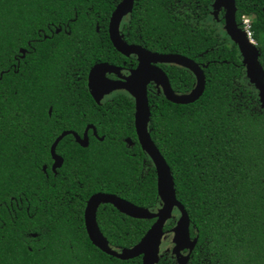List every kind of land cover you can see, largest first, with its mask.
<instances>
[{
    "label": "trees",
    "instance_id": "trees-1",
    "mask_svg": "<svg viewBox=\"0 0 264 264\" xmlns=\"http://www.w3.org/2000/svg\"><path fill=\"white\" fill-rule=\"evenodd\" d=\"M180 1L179 15L172 0H136L134 12L140 33L160 42L159 51L208 65L206 90L193 104L176 105L149 92V132L189 214L191 239H198L187 264H264V108L236 43L225 30L202 22L210 19L212 0ZM86 3L0 0V264H142V257L122 261L103 253L84 223L86 203L98 192L150 210L161 206L155 166L137 139L134 100L118 96L95 114L88 95L81 107L70 105L65 93L48 113L71 40L62 34L40 42L37 30L57 24L60 16L52 12L80 10ZM236 6L238 24L243 16L252 19L264 68V0H236ZM20 49L28 50L24 59ZM166 71L176 93L195 87L189 71ZM78 122H100L105 139L92 138L83 148L66 137L57 148L64 164L53 173L52 142H45L49 128L57 136ZM97 220L119 251L138 244L155 222L131 218L110 204L99 209ZM174 226L167 223L166 236ZM161 253L158 264H178Z\"/></svg>",
    "mask_w": 264,
    "mask_h": 264
},
{
    "label": "water",
    "instance_id": "water-1",
    "mask_svg": "<svg viewBox=\"0 0 264 264\" xmlns=\"http://www.w3.org/2000/svg\"><path fill=\"white\" fill-rule=\"evenodd\" d=\"M135 0H123L113 12L110 20V38L114 47L121 53L129 55L135 53L139 56V66L132 72L127 80L122 82H110L105 80L106 65L96 66L89 76V88L96 101H100L101 96L110 91L124 89L128 91L135 101L134 125L138 142L142 150L152 160L157 173V190L161 201V206L156 210L137 206L132 202L121 198L115 194L98 192L92 195L86 203L84 211V223L90 241L103 253L120 259L122 261L142 257V264H158L161 257L162 243L166 239L165 226L173 217L174 211L180 213V217L172 228V242L174 253L178 264H187L190 253L195 249L198 239H191L190 217L184 205L177 199L174 178L167 161L152 140L149 132L151 109L149 104L150 83H156L163 91L165 98L176 105H188L198 101L206 90V76L204 69L208 65H200L194 60L176 53L157 54L145 50L139 46H129L120 35V25L124 16L131 12ZM223 8L224 30L231 40L238 46L243 66L245 67L247 78L258 91L259 101L264 108V68L260 63V50L258 46L249 43L244 32L239 27L236 20L237 6L236 0H214L213 10ZM215 10V11H216ZM217 12V11H216ZM24 53V50H22ZM156 63L175 64L191 71L195 78V87L188 93L178 94L171 86L167 74ZM104 85L102 91L98 92L100 84ZM87 127L84 138H80L72 131L63 132L53 143L51 154L53 157L52 169L57 172L64 164V158L56 153V149L61 140L69 134L75 135L77 141L83 148L89 146ZM96 134V131H95ZM130 147L133 141L128 140ZM46 169V167H44ZM103 204H110L119 212L140 220H155L150 229L146 232L141 241L130 249L111 248L107 238L102 233L98 220V209ZM170 232V233H171ZM181 251H188L185 256H181Z\"/></svg>",
    "mask_w": 264,
    "mask_h": 264
},
{
    "label": "flooded vegetation",
    "instance_id": "flooded-vegetation-1",
    "mask_svg": "<svg viewBox=\"0 0 264 264\" xmlns=\"http://www.w3.org/2000/svg\"><path fill=\"white\" fill-rule=\"evenodd\" d=\"M87 3L82 6V9L75 10L68 12L66 11H55L52 14L60 16L57 20V24L54 22H50L46 25V27H39L37 30V41H56L59 39L58 36L70 39V43L66 47L65 54L68 55L67 58L64 59V66L61 68V84L55 86L53 89L55 98H51L50 101L52 105L48 109V113L50 117L54 111V104L60 106L59 97L62 94H67L69 99L70 105H77V106H84V103L87 101L85 95L91 98V107L92 111L95 110V114L101 113V109L103 106L108 108L112 105L115 99L118 96H129L134 100L133 96L126 90H114L110 91L109 93L104 94L101 96L100 101H96L94 96L91 93L89 88V76L92 69L96 66L106 65L105 69V80L110 82H122L127 80L132 74V72L139 66V56L135 53H131L129 55L123 54L119 52L113 45L111 38H110V20L113 12L116 10L117 6L123 0H86ZM172 6L178 9H174L175 15H179L181 10L183 12L184 6L181 4L180 0H172ZM213 3L210 5V10L208 11L210 19L213 20ZM136 7V0L134 1V6L126 16L122 19L119 31L121 38L124 42H126L129 46H139L144 48L145 50L157 53V54H170L164 53L157 49L160 45V42H150L148 41L146 36H143L140 33V27L137 25V18L135 14L138 12H134ZM146 10L143 11V14H146ZM148 13V12H147ZM219 24L222 23V20L225 16V10L223 8L219 11ZM199 17H196V20ZM209 18H202V22H209ZM186 22L188 23V18H185ZM195 22V19H193ZM224 26V23L221 24ZM224 29V28H223ZM61 37V38H62ZM24 50V53L22 52ZM21 52V59H24L28 53L26 49H20ZM156 66L161 68L166 74V68L168 66L176 67L178 70L185 69L181 66L175 64H164V63H156ZM203 65V64H200ZM193 76L194 74L189 71ZM168 76V74H167ZM169 77V76H168ZM195 77V76H194ZM100 84L97 85L98 92L102 91L104 85H102L101 78ZM149 92H152L156 95L163 94V91L160 87L156 85V83H150L148 85ZM58 95V96H57ZM88 98V101H89ZM135 102V101H134ZM84 112H82L83 114ZM69 125V128L62 130L60 133L49 134L48 138L45 139V142L51 141L50 146V159L52 161L50 165V170L55 173L52 169L53 166V157L51 154V147L55 140L65 131H72L73 133L77 134L80 138H84L85 131L87 127L90 126L88 131V139L89 145L91 144L92 138L103 141L105 138L104 136L99 135L97 125H101L99 122L98 124L95 123H83L78 122L77 125ZM96 131V134H95ZM52 135V136H51ZM71 136L72 139L68 140L69 143L80 145L77 141L75 135L69 134L66 137ZM54 139L52 140V138ZM66 137H64L61 141H63ZM138 139V138H137ZM128 140H132L130 138L124 139L125 143L129 148L130 143ZM133 141V140H132ZM60 144V143H59ZM58 144V145H59ZM135 143L133 141V147ZM81 146V145H80ZM58 148V146H57ZM56 153L63 157L56 149ZM64 158V157H63ZM46 167V169L44 168ZM43 171L48 173V166H43ZM104 193V192H103ZM105 205V204H103ZM101 205L99 209L103 206ZM98 209V211H99ZM98 215V213H97Z\"/></svg>",
    "mask_w": 264,
    "mask_h": 264
},
{
    "label": "rangeland",
    "instance_id": "rangeland-1",
    "mask_svg": "<svg viewBox=\"0 0 264 264\" xmlns=\"http://www.w3.org/2000/svg\"><path fill=\"white\" fill-rule=\"evenodd\" d=\"M215 10H213V14H212L213 20L210 19L209 22H208V24L213 25L215 28H218V31L219 32L223 33L224 32V29H223L224 26H222L218 22L219 21V18H220V15H219L220 9H217L216 10L217 12ZM179 217H180V213L177 210H175L174 211V214H173V217L168 221V223L170 221H175V224H176V222L178 221ZM172 238H173V234L171 232V233H169L166 236V239L162 243V251H163V253H166L170 258H174L177 261V258L175 257L176 256V253H174V247L175 246H174V244L172 242ZM186 254H187V252H185V251H181L180 252V255L181 256H185Z\"/></svg>",
    "mask_w": 264,
    "mask_h": 264
},
{
    "label": "built area",
    "instance_id": "built-area-1",
    "mask_svg": "<svg viewBox=\"0 0 264 264\" xmlns=\"http://www.w3.org/2000/svg\"><path fill=\"white\" fill-rule=\"evenodd\" d=\"M239 27L244 32L249 43L254 45V46H258V42L254 36V33H253L252 19L248 16H243L241 18L240 23H239Z\"/></svg>",
    "mask_w": 264,
    "mask_h": 264
}]
</instances>
